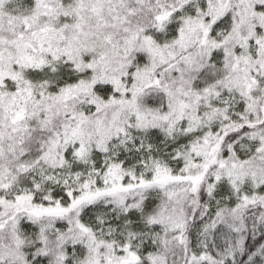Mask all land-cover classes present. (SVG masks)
<instances>
[{
	"label": "snow or ice",
	"instance_id": "1",
	"mask_svg": "<svg viewBox=\"0 0 264 264\" xmlns=\"http://www.w3.org/2000/svg\"><path fill=\"white\" fill-rule=\"evenodd\" d=\"M0 264H264V0H0Z\"/></svg>",
	"mask_w": 264,
	"mask_h": 264
}]
</instances>
